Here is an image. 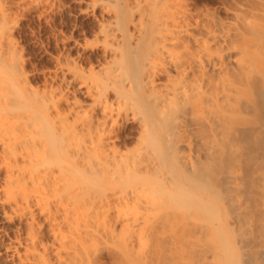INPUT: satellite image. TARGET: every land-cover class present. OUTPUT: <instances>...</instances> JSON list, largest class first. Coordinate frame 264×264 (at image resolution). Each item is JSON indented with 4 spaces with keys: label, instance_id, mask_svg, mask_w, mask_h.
Segmentation results:
<instances>
[{
    "label": "bare ground",
    "instance_id": "obj_1",
    "mask_svg": "<svg viewBox=\"0 0 264 264\" xmlns=\"http://www.w3.org/2000/svg\"><path fill=\"white\" fill-rule=\"evenodd\" d=\"M201 1L118 0L63 91L31 84L0 0L2 264H264V0Z\"/></svg>",
    "mask_w": 264,
    "mask_h": 264
},
{
    "label": "rangeland",
    "instance_id": "obj_2",
    "mask_svg": "<svg viewBox=\"0 0 264 264\" xmlns=\"http://www.w3.org/2000/svg\"><path fill=\"white\" fill-rule=\"evenodd\" d=\"M20 1L24 3L25 6L20 2L21 4L20 7L16 9V12L18 10L19 11L15 14L17 16L15 17L17 20L14 18L15 19L14 21H17V22L16 23L14 22L15 29H14L13 34H14V39L16 41V44L18 46V54L21 55L20 59H22L23 65L25 64L24 68L30 75L29 78H30L31 84L33 83L32 84L33 86H35L34 83H36V86L38 85L42 87V85L45 82L48 83L52 80V78H54V82L52 81V83L58 84V85L56 84L55 85L59 87L60 89H62L63 87L66 88L67 83L64 84L66 80L65 81L63 80L65 78H64V75H62L63 74L62 70L61 71L59 70L58 65H59V61L63 60V58L67 54H70L71 58L72 57L76 58L77 54H79L80 56L77 57L78 58L77 61L79 60L78 61L79 63H82L84 61L83 65L85 66H86L85 62H87V66L88 64H91V63L94 64V62H96L94 64V66H96L99 64V62L103 60V55H101L102 54L101 46L98 43H96L97 42L96 34L100 27L99 25L102 24L101 20L104 19L103 20L104 22L106 21L105 19H109V17H110L109 20H111L112 18L111 15L113 14V9L111 8L112 6L114 8L118 0H50V7H49L50 9H48L49 11L47 10V12H44V13L41 12L42 6L40 4H37V1L39 0H34V1L20 0ZM223 1L204 0L203 2L201 1V4L205 2L204 4H206L209 8L211 7L212 9L213 8L221 9L222 7L220 3ZM30 3L32 5L31 7L29 5ZM99 3H100V6H99ZM52 5L54 6V8L52 7ZM102 6L108 7V10H107L108 12L103 11ZM39 9L41 11H39ZM110 11H112L111 14L109 13ZM94 38H95V41H94ZM74 40H78V42H80V45L75 46ZM62 51L65 53H63ZM80 57H82L81 59L83 61L80 59ZM67 86H68L67 88L71 89L70 85H67ZM64 88L62 89L63 91L69 90L67 88L64 90ZM82 96L81 98L84 99L85 96L83 97ZM85 99H86L85 101L87 102L88 98H85ZM132 121L129 120V124H127L128 121L124 124L125 121L120 119L119 122L121 123L119 124L118 122L119 124L118 126H120L121 124H122L121 126L124 125L123 129L121 126H120V129L117 128V133H118L117 141H118L120 149L123 146L124 151H125L124 145H126L125 143H128L129 147L131 146V144L133 145L134 143L135 145L136 143V140L134 139V137H136L137 134H133V131H135V129L136 130L138 129L139 120L134 119ZM133 127L134 129L132 130ZM129 128L132 132L131 134L133 136L132 138H131V135L126 137L125 135L126 133H124L125 130L127 129L129 130ZM128 130L126 131L127 133H128ZM128 145H126L127 146L126 150H129ZM132 147H130V149ZM9 164H12V161L7 158L6 159L3 158L0 153V189L3 187L4 179H5L4 177L5 174L3 173L7 171L6 166L8 168ZM9 167H11V165ZM15 175L18 177L16 172L14 174V177ZM19 177H20V174H19ZM1 224H3L4 227H6V225L2 221H0V226ZM4 227L1 226L0 231ZM4 242L6 241L3 240V243ZM115 243H116L115 245L118 246L117 245L118 242H115ZM105 252L106 250L103 249L104 256L105 255L107 256L106 254L107 252L106 253ZM139 255L141 256L142 254H139ZM4 257H5V254L0 253V262L3 260ZM137 259L139 258H136L135 260ZM106 260L108 261V263L110 262L108 259ZM135 260L133 261L134 264H138L139 262H141V261L135 262ZM0 264H2V262Z\"/></svg>",
    "mask_w": 264,
    "mask_h": 264
}]
</instances>
